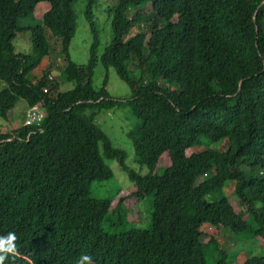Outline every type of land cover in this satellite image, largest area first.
Returning a JSON list of instances; mask_svg holds the SVG:
<instances>
[{
    "label": "trees",
    "instance_id": "obj_1",
    "mask_svg": "<svg viewBox=\"0 0 264 264\" xmlns=\"http://www.w3.org/2000/svg\"><path fill=\"white\" fill-rule=\"evenodd\" d=\"M76 1L0 0V129L18 100L44 112L38 125L0 131V235L18 237L5 264H77L82 255L92 264H232L218 234L264 244V0H113L99 58V0H88L85 66L69 54ZM40 3L49 5L40 25L23 26ZM46 31L59 40L62 69L43 66ZM24 33L30 54L13 45ZM98 60L129 98H111L107 76L94 88ZM60 78L73 88L61 91ZM119 107L137 121L127 138L144 176L95 123ZM105 160L132 184L116 204L91 195L113 178ZM150 197L139 226L138 204ZM239 264H264V252Z\"/></svg>",
    "mask_w": 264,
    "mask_h": 264
},
{
    "label": "rangeland",
    "instance_id": "obj_2",
    "mask_svg": "<svg viewBox=\"0 0 264 264\" xmlns=\"http://www.w3.org/2000/svg\"><path fill=\"white\" fill-rule=\"evenodd\" d=\"M113 0H99L93 7V14L95 24L99 33V47L97 56L98 58L102 55L105 47L109 44L111 40V20L112 12L114 8ZM88 4V0H77L73 5V10L76 15V32L73 37L69 54L71 60L78 66H85L89 60V49L92 43V34L90 32L89 26L85 18V9ZM49 9L47 3H40L36 6L35 14L32 18L20 21L23 26L36 27L40 25V19L43 14ZM46 40L50 45V58H46L48 61L46 64L43 63L45 70L55 69L53 63L58 64L59 68L65 67L66 63L60 56V46L59 40L55 39L49 31H46ZM13 45L15 47L16 53L30 54L31 46L29 42V33H24L23 35H18L14 41ZM63 60V61H62ZM50 66V67H49ZM38 70V69H36ZM34 71L29 76V79H33L39 74V71ZM56 71V70H55ZM57 72V71H56ZM57 77L56 74H53ZM105 76H107V91L109 96L116 100H125L130 97L131 92L128 86L122 82L116 75L114 69L109 68L107 71L104 69L101 62L98 60L96 68L94 70V75L92 79L93 86L96 90L102 87ZM61 91H67L73 88V84L64 82L61 78L58 79ZM3 88V84L0 82V91ZM27 105L24 101L18 100L11 114L8 116V122L5 123L0 131L2 133H10L13 130L19 129L23 126L25 120V109ZM90 114V111H87ZM87 114V115H88ZM96 125L104 131L111 139L114 148L123 151L126 154V164L127 166L134 170L136 173L144 176L146 174L145 168H140V166L134 161V154L132 149L131 141L127 138V134L133 129L134 125L137 123L129 107H119L112 110H101L97 113L95 118ZM105 164L108 165L113 171V178L107 182L103 183H93L91 188V195L95 198H109L114 199L113 203L116 204L118 201V196L125 194L132 187L126 173L121 169L116 161L105 160ZM168 165V160L164 157L159 164V167H164ZM228 194L230 192L228 191ZM231 200H233L231 198ZM234 207L240 209L235 201H231ZM138 209L140 214L143 215V225L146 226V218L150 220L149 214L151 211V197L141 201L138 204ZM129 221L137 219L136 214H134L133 208L129 209ZM138 213V212H137ZM148 214V216H147ZM147 216V217H146ZM149 226V225H148ZM210 234L215 233L213 230H209ZM226 235V236H225ZM217 236V235H216ZM221 243V248L226 251L228 258L232 260V264H239L245 259L251 256H260L263 254L264 244L262 241H255L254 239L238 240L227 235L226 233L218 234ZM206 239V238H205ZM208 240V239H207Z\"/></svg>",
    "mask_w": 264,
    "mask_h": 264
},
{
    "label": "clouds",
    "instance_id": "obj_3",
    "mask_svg": "<svg viewBox=\"0 0 264 264\" xmlns=\"http://www.w3.org/2000/svg\"><path fill=\"white\" fill-rule=\"evenodd\" d=\"M17 239L18 237L14 232L0 235V264H5L6 259L18 254ZM77 264H92V257L89 255H82Z\"/></svg>",
    "mask_w": 264,
    "mask_h": 264
},
{
    "label": "built area",
    "instance_id": "obj_4",
    "mask_svg": "<svg viewBox=\"0 0 264 264\" xmlns=\"http://www.w3.org/2000/svg\"><path fill=\"white\" fill-rule=\"evenodd\" d=\"M53 77V74H51V76H48V80H51ZM44 92H47V90L44 89ZM43 117L44 112L39 104H36L33 107H28L25 113V120L23 125L25 127L38 125L42 121Z\"/></svg>",
    "mask_w": 264,
    "mask_h": 264
},
{
    "label": "crops",
    "instance_id": "obj_5",
    "mask_svg": "<svg viewBox=\"0 0 264 264\" xmlns=\"http://www.w3.org/2000/svg\"><path fill=\"white\" fill-rule=\"evenodd\" d=\"M54 72V71H53ZM56 72V71H55ZM54 74H56V76H59L57 73H54ZM26 110H27V107H26V109H25V113H26Z\"/></svg>",
    "mask_w": 264,
    "mask_h": 264
},
{
    "label": "water",
    "instance_id": "obj_6",
    "mask_svg": "<svg viewBox=\"0 0 264 264\" xmlns=\"http://www.w3.org/2000/svg\"><path fill=\"white\" fill-rule=\"evenodd\" d=\"M54 73H57L58 75H60V73H59V72H55V71H54V72H52V74H54Z\"/></svg>",
    "mask_w": 264,
    "mask_h": 264
}]
</instances>
